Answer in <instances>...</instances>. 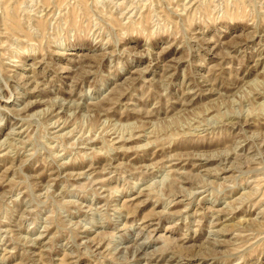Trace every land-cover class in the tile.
Returning a JSON list of instances; mask_svg holds the SVG:
<instances>
[{
	"label": "rangeland",
	"instance_id": "rangeland-1",
	"mask_svg": "<svg viewBox=\"0 0 264 264\" xmlns=\"http://www.w3.org/2000/svg\"><path fill=\"white\" fill-rule=\"evenodd\" d=\"M0 264H264V0H0Z\"/></svg>",
	"mask_w": 264,
	"mask_h": 264
}]
</instances>
